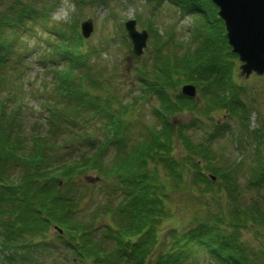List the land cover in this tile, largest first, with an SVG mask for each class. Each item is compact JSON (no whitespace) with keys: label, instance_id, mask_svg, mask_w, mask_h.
Instances as JSON below:
<instances>
[{"label":"trees","instance_id":"16d2710c","mask_svg":"<svg viewBox=\"0 0 264 264\" xmlns=\"http://www.w3.org/2000/svg\"><path fill=\"white\" fill-rule=\"evenodd\" d=\"M156 1L201 19L192 44L173 31L151 33L152 55L136 65L140 95L127 102L133 84L120 96L116 70L92 61L95 46L86 47L80 36L75 42L81 44L67 48L58 41L62 48L51 46L43 58L66 66L52 69L53 83L41 94L45 122L35 121L30 132L24 126L28 51L21 50L22 37L31 30L26 23L46 22L48 11L0 8V264H37L40 255L55 251L78 264H193L200 250L217 264H264V199L246 197L222 167L209 168L219 182L204 172L203 162L215 158L210 143L220 124L216 133L194 140L202 114L236 112L238 56L211 0ZM186 82L197 84L201 102L179 92ZM137 100L152 105L154 122L142 123L145 133L134 136ZM187 112L194 117L173 124L172 116ZM254 136L264 141V131ZM90 172L102 179L97 194L85 179ZM201 186L224 194L206 195L218 205L224 199L226 211H208L187 228L161 232L174 211L170 194ZM249 186L264 191L263 154ZM242 230L260 241H247Z\"/></svg>","mask_w":264,"mask_h":264},{"label":"rangeland","instance_id":"374dc122","mask_svg":"<svg viewBox=\"0 0 264 264\" xmlns=\"http://www.w3.org/2000/svg\"><path fill=\"white\" fill-rule=\"evenodd\" d=\"M156 2V0H0L1 9L31 5L43 11L45 8L48 11L46 22L42 19L27 22L26 26L31 30L22 37L24 47H21V50L28 51L26 58L28 65L27 92L24 104L26 131L30 132L35 121L45 122L44 109L41 106L42 95L47 93L46 88L53 83L52 69L66 66L64 60L56 63L49 57H43L50 55L51 46L61 47V44L58 46V41H63L62 47L67 48L73 45L75 37H82L80 23L83 20L87 18L94 20L93 33L89 38L82 41L86 47L89 45L96 47V51L90 55L92 61L107 64L109 68L116 70L113 73L117 75L115 82L120 96L128 93L130 85L133 84L134 93L127 95V102L130 101L131 95H140L137 83L139 71L136 70V65H140L143 60L152 55L150 48L151 33H155L156 29L160 35L173 31L176 38L187 42V47L190 46L194 34L197 33L196 27L202 26L201 19L192 13L182 11L170 2H165L162 5H157ZM130 18L136 19L138 30L147 29L149 31L147 46L143 53L138 56L133 53L131 40L124 28L125 21ZM151 27L153 32H150ZM63 34H69V37L65 38ZM67 40L70 42L66 44ZM77 42L75 43L81 44ZM240 63L237 60V66L234 70L235 76L233 75L236 84L241 86V88H237L238 93H236L239 99L238 104L234 105L236 112L232 113L225 108H219L210 114H202L197 121L198 127L194 130V140L201 141L216 133V124H220L221 128L218 134L210 143L215 158L203 162L205 173L208 176L213 175L209 169L212 165L222 167L231 175L236 176L239 188L246 197L254 198L259 195L264 199L263 190L249 186L252 167L257 165L261 154L264 155V141L262 142L254 136L256 130L264 131V77L255 74L248 78L242 76L239 68ZM199 97L202 101L201 93ZM152 100L156 104V100ZM134 106L140 108L141 113L134 127L133 135L136 136V132L144 134L146 131L142 123L152 124L154 117L150 103L137 100ZM242 111L246 112L244 118L239 115V112ZM192 117L194 114L187 112L176 114L170 119L175 124L176 122H186ZM103 132L101 130L100 134L103 135ZM87 175H96V173L90 172ZM214 180L219 182L222 178L217 180L216 176ZM101 182L102 179L93 183V193H99L102 188ZM221 191L223 190L221 189ZM206 194L224 197L222 193L206 191L203 186L194 187L190 191H173L170 194V199L174 211L172 216L162 224L161 232L172 227L187 228L194 222V216H198L200 219L208 211L220 208L226 211V207L230 206L224 199L218 205L216 199ZM91 204L90 202L88 206ZM88 206L86 205V207ZM53 233L54 231L51 230L48 235H51L52 238ZM242 234L247 241L254 243L260 241L259 237L257 235L255 237L254 233L249 230H242ZM64 254L66 253L63 251H55L45 257L40 255V260L35 261V263L78 264L73 263L69 258L65 260ZM194 258L193 264H217L204 250H200ZM62 259L65 261H61ZM55 260L58 262L54 263ZM80 264L84 263L80 262ZM187 264H191V262L189 261Z\"/></svg>","mask_w":264,"mask_h":264},{"label":"water","instance_id":"95a60500","mask_svg":"<svg viewBox=\"0 0 264 264\" xmlns=\"http://www.w3.org/2000/svg\"><path fill=\"white\" fill-rule=\"evenodd\" d=\"M219 6V15L225 22L226 35L232 51L242 62L241 74L248 77L252 72L264 75V0H213ZM136 54H142L147 45V30L138 31L136 20L125 22ZM82 34L89 37L94 29L92 19L81 23ZM182 93L195 97L194 84H185ZM94 180V178H89Z\"/></svg>","mask_w":264,"mask_h":264}]
</instances>
